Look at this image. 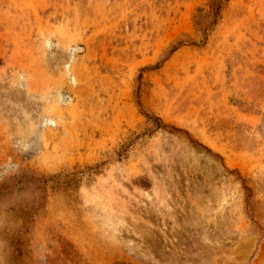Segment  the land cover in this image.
Here are the masks:
<instances>
[{
  "label": "rangeland",
  "instance_id": "1",
  "mask_svg": "<svg viewBox=\"0 0 264 264\" xmlns=\"http://www.w3.org/2000/svg\"><path fill=\"white\" fill-rule=\"evenodd\" d=\"M0 264H264V0H0Z\"/></svg>",
  "mask_w": 264,
  "mask_h": 264
},
{
  "label": "trees",
  "instance_id": "2",
  "mask_svg": "<svg viewBox=\"0 0 264 264\" xmlns=\"http://www.w3.org/2000/svg\"><path fill=\"white\" fill-rule=\"evenodd\" d=\"M15 246H16L17 252H18V254H19V252L21 251V244H20L19 242H17V243L15 244ZM16 255H17V254H16ZM13 257L15 258V255H13Z\"/></svg>",
  "mask_w": 264,
  "mask_h": 264
}]
</instances>
